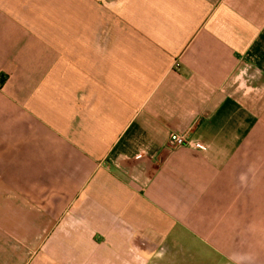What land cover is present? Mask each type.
<instances>
[{
    "label": "crops",
    "instance_id": "crops-1",
    "mask_svg": "<svg viewBox=\"0 0 264 264\" xmlns=\"http://www.w3.org/2000/svg\"><path fill=\"white\" fill-rule=\"evenodd\" d=\"M193 242L264 264V0H0V264Z\"/></svg>",
    "mask_w": 264,
    "mask_h": 264
},
{
    "label": "rangeland",
    "instance_id": "rangeland-1",
    "mask_svg": "<svg viewBox=\"0 0 264 264\" xmlns=\"http://www.w3.org/2000/svg\"><path fill=\"white\" fill-rule=\"evenodd\" d=\"M231 237L237 238L238 234H231ZM186 244L189 245L188 243ZM196 244L197 242H193L192 246L194 247L196 246ZM235 247H237V244L235 245ZM196 249L198 251V256H197L198 259H196V255L190 256L186 254V249H184V251H182L178 256L179 257L178 262L174 264H223L222 261L224 260L221 257L220 259L218 255H216L215 259H212L213 255H211L208 249L202 246L201 244H199V246L197 245ZM166 260L167 257L166 258L164 257L160 264H171ZM230 260H231V264H255L254 255L252 254L251 250H249L248 255L243 256V255H239L237 248H231Z\"/></svg>",
    "mask_w": 264,
    "mask_h": 264
},
{
    "label": "built area",
    "instance_id": "built-area-1",
    "mask_svg": "<svg viewBox=\"0 0 264 264\" xmlns=\"http://www.w3.org/2000/svg\"><path fill=\"white\" fill-rule=\"evenodd\" d=\"M169 142L173 146L188 145L192 148L199 149L201 151L206 150V145H204L203 143H201L199 141L191 142L184 135H180V134H170L169 135Z\"/></svg>",
    "mask_w": 264,
    "mask_h": 264
},
{
    "label": "clouds",
    "instance_id": "clouds-1",
    "mask_svg": "<svg viewBox=\"0 0 264 264\" xmlns=\"http://www.w3.org/2000/svg\"><path fill=\"white\" fill-rule=\"evenodd\" d=\"M241 179L243 180V179H244V177H243V176H241Z\"/></svg>",
    "mask_w": 264,
    "mask_h": 264
}]
</instances>
